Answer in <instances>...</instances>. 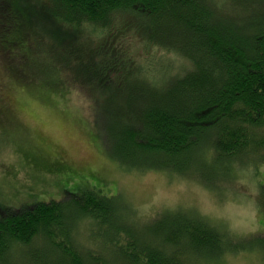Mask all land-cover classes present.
Instances as JSON below:
<instances>
[{
	"label": "trees",
	"instance_id": "obj_1",
	"mask_svg": "<svg viewBox=\"0 0 264 264\" xmlns=\"http://www.w3.org/2000/svg\"><path fill=\"white\" fill-rule=\"evenodd\" d=\"M25 22L35 30L31 41ZM86 32L97 39L86 42ZM127 33L144 51L159 49L182 64L174 70L173 58L155 66L130 56L119 44ZM0 48L14 77L33 75L30 51L40 53L43 62L33 67L43 77V70L56 76L52 90L73 82L90 102L105 153L126 170L173 172L215 192L238 166H264V0H0ZM257 191L264 214L263 181ZM131 213L119 195L95 187L60 200L0 201V264L264 256V233L237 237L193 210H164L144 223Z\"/></svg>",
	"mask_w": 264,
	"mask_h": 264
},
{
	"label": "rangeland",
	"instance_id": "obj_2",
	"mask_svg": "<svg viewBox=\"0 0 264 264\" xmlns=\"http://www.w3.org/2000/svg\"><path fill=\"white\" fill-rule=\"evenodd\" d=\"M25 25L26 33L32 34L28 39L31 41L35 30L28 22ZM36 32L39 35L40 31ZM90 36L97 39V35L86 32V42ZM104 42L112 41L106 38ZM119 44L124 52L139 57L141 62L151 60L157 66L173 58L174 70L182 64L159 49L144 51L132 33H127ZM22 48L25 53V47ZM39 54L26 52V68L33 72L32 76L26 73L23 78L14 77L0 48L2 203L18 206L60 200L65 193H74L81 187H95L107 196L119 195L138 223L164 210L189 209L237 237L245 239L264 233V214L256 202L258 185L264 182V166L258 161H249L247 167L238 166L232 180L219 183L215 192L195 179L173 172L126 170L105 153L95 136L91 105L80 89L68 81L67 87L52 90L57 86L56 76H46L47 71L43 70V77L33 67L43 62ZM45 67L49 68L47 63ZM79 234L83 241L88 231L82 228ZM210 264H264V256L246 251L228 254Z\"/></svg>",
	"mask_w": 264,
	"mask_h": 264
}]
</instances>
